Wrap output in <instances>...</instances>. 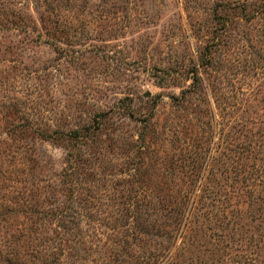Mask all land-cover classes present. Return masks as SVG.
Masks as SVG:
<instances>
[{
  "label": "rangeland",
  "instance_id": "1",
  "mask_svg": "<svg viewBox=\"0 0 264 264\" xmlns=\"http://www.w3.org/2000/svg\"><path fill=\"white\" fill-rule=\"evenodd\" d=\"M246 123L264 178V0H0V181L23 208L99 193L108 245L128 197L220 176ZM257 215L226 264H264V203ZM142 253L116 260L106 246L78 263L201 264Z\"/></svg>",
  "mask_w": 264,
  "mask_h": 264
},
{
  "label": "trees",
  "instance_id": "2",
  "mask_svg": "<svg viewBox=\"0 0 264 264\" xmlns=\"http://www.w3.org/2000/svg\"><path fill=\"white\" fill-rule=\"evenodd\" d=\"M251 124L254 128L258 123ZM247 125L233 128L228 168L220 176L200 175L187 182L181 180L180 185L195 188L152 194L147 202L146 195L144 200L140 195L139 199L138 195L128 197L129 203H124L121 211L125 223L114 229L119 238L108 245L99 238L101 229L96 223L99 193L82 196L71 191L69 201L73 206L35 210L23 208L28 197L22 199L20 192L16 196L18 191L12 192L13 186L0 181V264H79L106 246L111 251L110 257L116 260L144 250L142 254H149L155 261L191 255L201 264H226L233 239L240 242L245 237L248 219L262 221L257 215L264 203L261 136L257 129ZM95 136V131L87 129L85 134L75 131L70 138ZM0 163L5 164V157L0 158ZM73 175L71 170L66 178L75 183L77 177ZM52 221L54 228L49 227ZM129 225L132 228H126ZM143 235L148 238L146 243ZM205 257L210 259L209 263L201 262Z\"/></svg>",
  "mask_w": 264,
  "mask_h": 264
}]
</instances>
